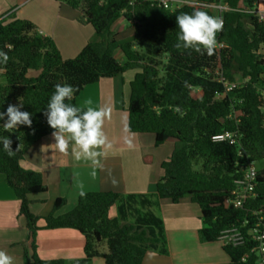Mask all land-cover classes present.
<instances>
[{
	"label": "trees",
	"instance_id": "trees-1",
	"mask_svg": "<svg viewBox=\"0 0 264 264\" xmlns=\"http://www.w3.org/2000/svg\"><path fill=\"white\" fill-rule=\"evenodd\" d=\"M59 1L81 10L99 38L74 59L65 60L55 41L42 35L34 23L10 16L0 19V50L9 56L6 65L0 64V112L10 104H22L21 111L31 113L32 119L31 127L20 125L11 133L0 120V136H9L12 149H18L9 156L0 144V174L15 192L27 222L31 248H25V264H69L39 257L36 236L41 221L46 229H74L85 237L86 258L70 264H91L99 256L105 264H143L149 251L165 255L163 222L152 210L165 199L177 204L190 198L200 207L202 243L220 241L223 232L235 227L248 233L253 212L263 211L264 215V25L247 12L255 0H224L232 10L224 14V27L216 38L227 47L216 49L212 56L175 47L179 33L176 16L196 10L215 16L208 6L220 0H190L199 6L176 10L166 9L156 0ZM120 19L134 29V42H118L113 26ZM119 50L124 62L116 58ZM219 66L228 81L235 82L240 75L248 82L225 96L223 85L215 79ZM128 71L136 72L126 108L131 131L154 135L156 147L176 140L172 155L162 164L164 176L156 192L151 196L87 192L65 215L56 216L66 203L58 199L50 215L35 216L30 197L45 194L47 187L41 173L24 169L21 162L34 144L53 132L44 113L55 85L74 86L77 91L66 103L79 107L77 98L87 86ZM30 72L39 74L29 76ZM195 91L201 92L200 98L194 96ZM224 132H238L245 157L239 155L238 145L212 140ZM246 161L260 166L258 196L244 208L226 205L235 181L243 175L239 165ZM137 200L146 213L134 208ZM115 205L119 216L112 219L109 214ZM130 211L136 213L135 221L124 224ZM246 221L249 224L243 227ZM103 243L107 254L100 253ZM252 248L251 242L223 246L230 264H258Z\"/></svg>",
	"mask_w": 264,
	"mask_h": 264
},
{
	"label": "crops",
	"instance_id": "crops-1",
	"mask_svg": "<svg viewBox=\"0 0 264 264\" xmlns=\"http://www.w3.org/2000/svg\"><path fill=\"white\" fill-rule=\"evenodd\" d=\"M7 13L10 18L34 23L42 35L55 41L65 60L76 58L87 44L99 41L93 26L83 19L82 11L59 0H0V18ZM128 26L124 19L114 24L117 40L119 30ZM130 30L134 37V29ZM120 53V50L116 52V58L124 62L123 54V58H118ZM135 74V71H128L115 78L103 79L87 86L77 98V105L82 109H112L111 118L105 120L103 129L113 146L100 158V167L85 159L76 160L71 155V146L68 155L60 153L52 134L28 150L21 166L41 173L47 187L45 194L30 197V209L35 216L50 215L58 199H64L66 203L56 216L71 212L82 192H115L124 196H151L156 192L157 184L164 176L162 164L172 155L176 140L169 139L156 147L154 135L135 133L133 148L124 143V129L128 126L126 108ZM20 206L5 175L0 174V250L13 257V264H25V248H31L27 222L20 214ZM140 208L143 209L141 205ZM152 210L163 222L168 253L149 251L143 264H230L222 241H200L199 231L204 227L202 211L190 198L177 204L168 199L161 200L159 207ZM141 211L146 213L147 209ZM109 215L112 219L119 216L117 205L111 208ZM129 216L127 214L123 220L124 224ZM134 221L135 218L131 223ZM36 243L38 255L43 260H64L70 264L86 258V239L74 229L49 230L41 221ZM100 253H108L105 243L101 244ZM91 264H105V260L102 256L95 257Z\"/></svg>",
	"mask_w": 264,
	"mask_h": 264
},
{
	"label": "clouds",
	"instance_id": "clouds-1",
	"mask_svg": "<svg viewBox=\"0 0 264 264\" xmlns=\"http://www.w3.org/2000/svg\"><path fill=\"white\" fill-rule=\"evenodd\" d=\"M223 23L222 17L209 15L201 10L191 14L181 13L176 16L179 33L175 47L212 56L217 49L216 37L217 33L223 30ZM8 60L7 52L0 50V64L6 65ZM185 86H188L187 82ZM76 91L74 86L67 83L55 85L44 115L48 125L53 129L52 136L60 153L68 155L71 146V155L76 160L85 159L91 161L94 166L100 167V158L113 146L103 129L105 120L111 118L112 109L88 107L85 110L66 103L73 99ZM21 107L22 104H10L6 111L0 112V120L5 121L3 128L6 132L11 133L20 125L31 127V113L21 111ZM124 131L126 133L124 143L129 148H133L135 133L129 126H126ZM0 144L9 156H14L18 150L12 149V140L9 136H0ZM81 195L83 196L84 193L82 192ZM0 264H13V257L0 250Z\"/></svg>",
	"mask_w": 264,
	"mask_h": 264
},
{
	"label": "built area",
	"instance_id": "built-area-1",
	"mask_svg": "<svg viewBox=\"0 0 264 264\" xmlns=\"http://www.w3.org/2000/svg\"><path fill=\"white\" fill-rule=\"evenodd\" d=\"M160 5H163L166 9L176 10L184 6L198 7L199 5L190 0H156ZM208 8L214 11L215 17H222L224 22V14L231 11L228 3L224 0H220L219 3L210 5ZM246 12L245 10H241ZM248 13L254 14L258 19V22L264 25V0H255L251 9ZM224 27V23H223ZM227 46L224 43H220L217 38V50L225 49ZM215 79L221 83L225 89V95L233 92L235 89L242 88L248 80L240 82H230L225 76L223 69L219 66L215 72ZM263 77H264V65H263ZM262 101L264 103V91L262 92ZM3 126V125H2ZM18 129V127H17ZM214 142H228L230 145H238L239 155L245 157V151L238 140V132H224L213 136ZM258 163L246 161L244 164L239 165L241 172L243 173L242 178L235 181L234 189L231 192V196L226 200V205H233L236 208H244L248 201L257 198V180L260 169L257 168ZM253 224L249 229L248 233L245 234L240 228L235 227L223 232L220 241L223 242L224 246H244L247 242L253 244L251 253L259 257L258 264H264V215L263 211L253 212ZM249 224V221L244 223L243 227Z\"/></svg>",
	"mask_w": 264,
	"mask_h": 264
},
{
	"label": "rangeland",
	"instance_id": "rangeland-1",
	"mask_svg": "<svg viewBox=\"0 0 264 264\" xmlns=\"http://www.w3.org/2000/svg\"><path fill=\"white\" fill-rule=\"evenodd\" d=\"M12 12V11H11ZM10 14V13H9ZM6 16H8V13H7V15H4L3 17H1L0 19H2V18H4V17H6ZM131 28H130V26H128V28L127 29H124V30H119V32H120V36H119V38H118V42L119 43H122V44H124V43H127V42H132L133 40H134V37H133V32H131V30H130ZM118 55V58H123V55H122V53H120V54H117ZM39 73L38 72H30L29 73V76H37ZM244 81V79H242V77L240 76V75H236V82H240V83H242ZM201 92L200 91H195V93H194V96L196 97V98H200L201 97ZM264 112V111H263ZM257 166V168H259L260 169V166H259V164H257L256 165ZM198 169H200V167H198ZM134 208L137 210V211H139V212H142L141 210H143V209H141L140 208V204L139 203H135L134 205ZM130 216H129V219H127V223H131L133 220H134V218H136V213H134V212H131L130 211Z\"/></svg>",
	"mask_w": 264,
	"mask_h": 264
},
{
	"label": "water",
	"instance_id": "water-1",
	"mask_svg": "<svg viewBox=\"0 0 264 264\" xmlns=\"http://www.w3.org/2000/svg\"><path fill=\"white\" fill-rule=\"evenodd\" d=\"M226 96V95H225Z\"/></svg>",
	"mask_w": 264,
	"mask_h": 264
}]
</instances>
